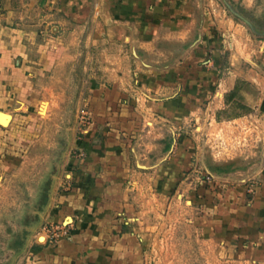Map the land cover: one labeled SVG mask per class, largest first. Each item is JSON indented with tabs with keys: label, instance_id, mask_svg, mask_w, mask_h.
I'll return each instance as SVG.
<instances>
[{
	"label": "rangeland",
	"instance_id": "374dc122",
	"mask_svg": "<svg viewBox=\"0 0 264 264\" xmlns=\"http://www.w3.org/2000/svg\"><path fill=\"white\" fill-rule=\"evenodd\" d=\"M61 3L62 0H0V264H30L44 247H56L62 238H71L82 213L73 203L71 192L89 151L84 138L97 120L91 87L100 84L103 74L96 73V66L101 62L83 52L92 51L84 44L79 45L82 47L77 58L68 61V68L36 71L19 59L39 55V46L33 39L61 33ZM194 3L197 10L191 18L199 21L197 44L202 37L210 39L211 45L206 47L211 57L215 49H225L222 67L227 72L238 64L249 77L261 69L264 79V0ZM98 7L99 2L93 0L90 15L80 21V38L92 35V15L98 18ZM205 20L209 21L207 28ZM219 36L227 39L226 44H216ZM21 43L23 50L19 48ZM4 55L10 56L4 60L6 63L1 60ZM3 66L8 71L2 75ZM119 79L124 82L123 76ZM142 82L150 83L145 78ZM132 83H138L135 75ZM248 84L245 80V88ZM108 85L113 84L108 81ZM216 86L212 82L209 89L214 92ZM112 92L114 89L108 94L114 103L110 110L118 111L120 121L118 107L129 100V94ZM203 94L193 101L185 124L162 117L154 125L164 128V162L173 160L181 145L191 154L190 165L184 164L176 184L165 191L170 198L163 204V219L148 224L160 230L156 236L155 229L149 228L153 234L148 236L145 264H264L263 253L250 255L247 250L227 252L215 248L214 232L209 228L208 241L206 224L196 218L216 213L226 217L228 228L234 221L235 228L242 229L246 224L240 222L246 217L257 223L259 215V226H264V114L250 107L240 111L231 107L223 109V116L215 117L217 104L210 105L209 97ZM82 109L88 111L86 123L81 120ZM5 114L10 116L7 123L2 122ZM111 120L102 116L101 130H96L95 137L104 138ZM152 125V121L145 122L142 130L154 136L156 129ZM150 126L153 130L148 129ZM124 132L119 129V139H126ZM184 135L188 143L182 141ZM178 157L184 158L183 154Z\"/></svg>",
	"mask_w": 264,
	"mask_h": 264
},
{
	"label": "crops",
	"instance_id": "0c3cea01",
	"mask_svg": "<svg viewBox=\"0 0 264 264\" xmlns=\"http://www.w3.org/2000/svg\"><path fill=\"white\" fill-rule=\"evenodd\" d=\"M92 1L62 0L61 33L43 40L33 39L39 46V55L19 58L25 66L30 65L36 71L68 68V61L77 58L78 49L82 47L79 45L84 44L92 51L86 49L83 52L101 62L96 66V73L103 74L99 86L91 87L92 109L97 120L89 126L88 136L84 138L89 151L71 192L75 196L71 198L73 203H77L82 212L79 222L71 238H62L56 247H44L30 264H145L148 236L153 234L149 228L155 229L156 236L160 230L148 224L163 219L160 213L170 198L165 191L176 184L182 168L190 165L191 154L181 145L173 160L164 162L167 152L163 144L164 128L154 125L163 120L162 117L175 123L187 122L189 109L201 93L209 97L210 105L217 104L215 117L223 116V109L231 107L239 111L250 107L264 114L262 70H254L249 77L241 65L235 64L227 72L226 67H222L225 49H215L211 57L207 54L210 39L202 37L197 44L199 21L191 18L192 12L197 10L195 0H97L100 15L98 18L92 15L95 24L92 35L80 38L77 34L80 21L90 15ZM203 22H206L204 28L209 27L208 20ZM217 38V45L226 44L227 39ZM21 46L22 43L19 48L23 50ZM8 58L10 56L4 55L1 60L6 63L4 60ZM113 61L117 63L114 65ZM214 62L215 66L211 67ZM5 70L3 66L2 75L7 73L8 69ZM133 75L138 83H132ZM121 76L123 83L119 82ZM144 78L150 83H143ZM245 80L249 83L247 88ZM108 81L112 82L113 88ZM212 82L217 83L214 92L209 89ZM113 89V94L121 91L129 94V100L118 107L122 113L120 121L116 115L118 111L110 110L114 103L108 94ZM97 107L100 108L98 113ZM5 115L3 123L10 118ZM102 116L111 118L110 123H113L110 128H105L104 138L95 137ZM149 121L156 129L154 136L142 130ZM119 129L125 130L126 139H119ZM187 139L184 135L182 141L188 143ZM179 154L184 158H179ZM256 217L257 223L248 217L240 222L246 224L242 229L235 228L234 221L228 228L226 217L216 213L196 218L206 224L204 234L208 241L211 236L207 231L214 232L215 248L227 252L229 249L247 250L250 255H255L264 254V226L260 228L258 221L261 222V218ZM261 217L264 221V216ZM73 219L72 216L70 221Z\"/></svg>",
	"mask_w": 264,
	"mask_h": 264
},
{
	"label": "built area",
	"instance_id": "2783aa9c",
	"mask_svg": "<svg viewBox=\"0 0 264 264\" xmlns=\"http://www.w3.org/2000/svg\"><path fill=\"white\" fill-rule=\"evenodd\" d=\"M89 116H88V111L86 109L81 110V120L86 123L88 122Z\"/></svg>",
	"mask_w": 264,
	"mask_h": 264
}]
</instances>
